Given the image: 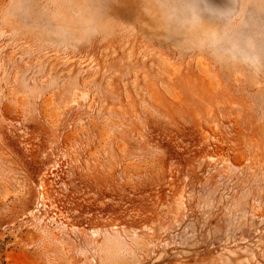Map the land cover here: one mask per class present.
Segmentation results:
<instances>
[{
  "label": "rangeland",
  "instance_id": "374dc122",
  "mask_svg": "<svg viewBox=\"0 0 264 264\" xmlns=\"http://www.w3.org/2000/svg\"><path fill=\"white\" fill-rule=\"evenodd\" d=\"M0 264H264V0H0Z\"/></svg>",
  "mask_w": 264,
  "mask_h": 264
}]
</instances>
